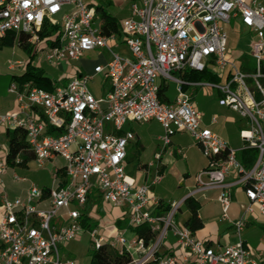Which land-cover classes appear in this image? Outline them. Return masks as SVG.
<instances>
[{
	"label": "built area",
	"instance_id": "1",
	"mask_svg": "<svg viewBox=\"0 0 264 264\" xmlns=\"http://www.w3.org/2000/svg\"><path fill=\"white\" fill-rule=\"evenodd\" d=\"M97 0H0V37L8 32L27 36L38 45V53L51 65L79 60L88 51L104 50L110 55L105 63L93 66L90 74L68 77L52 90L37 87L31 80L11 82L7 92L14 96L16 109L0 112V128L22 127L27 150L37 166L55 157L64 160L62 179L52 175L47 192L31 183L24 196L10 199L5 192L3 175L10 167L8 148L0 144V264H74L60 246L87 232L94 249L106 243L126 251L129 264H264L245 244L243 232L253 212L264 215V5L258 0H133L128 15L120 21L119 35L106 34L96 14ZM58 17V18H56ZM238 19L256 35L250 44L255 66L244 73L226 57V25ZM46 22L59 29L53 45L39 43V31ZM124 44L129 55L114 51ZM9 68L25 63L10 62ZM230 66L226 83L207 80L187 81L178 75L185 70L215 71ZM96 74L109 80V88L97 99L87 82ZM250 79L253 88L246 85ZM174 82L176 94L162 102L158 91L162 84ZM217 91L221 102L247 122L240 131L244 148L256 150V159L245 169L236 159L237 149L208 126L202 125L195 108L193 92L199 88ZM191 89V90H189ZM258 95V97H257ZM148 120L163 130L160 150L145 166L152 177L137 183L125 172L126 146L134 134L124 130L127 123ZM217 117H212L211 124ZM60 128L51 135L47 127ZM185 132L191 136L207 159L206 167L196 176V187L180 201L172 203L166 214L155 212L159 200L150 195L162 175L161 155L184 157L183 149L171 148V136ZM12 163H22L19 155ZM233 172L242 182L246 203L232 222L235 240L224 247H211L197 239L189 227L179 226L174 217L188 198L207 189H219L221 218L228 220L232 184L226 177ZM205 175L207 182L200 176ZM14 181L24 180L16 173ZM97 195L104 204L123 209L131 227L147 224L154 239L127 238V230L106 238L98 228L84 231L81 213L89 197ZM58 221H55L56 217ZM168 231L176 238L183 255L157 256Z\"/></svg>",
	"mask_w": 264,
	"mask_h": 264
},
{
	"label": "crops",
	"instance_id": "2",
	"mask_svg": "<svg viewBox=\"0 0 264 264\" xmlns=\"http://www.w3.org/2000/svg\"><path fill=\"white\" fill-rule=\"evenodd\" d=\"M247 1H250V0H247ZM258 1H260L264 5V0H258ZM128 13H129V5H128L127 9L125 10L123 16L120 19L122 20L123 18H125L128 15ZM229 28H230V31L228 32ZM226 31L228 34V49H227V53H226L227 59H228V57L231 56L230 55V51H231L230 49H231V45H233L235 42L234 37L238 36L241 33L243 35L249 36V38H250L249 43H248L249 49H250L251 42L254 39L258 38L257 35L251 29L241 25V23L238 21V19H231L229 24L226 25ZM113 47H116V46H114V43H113ZM120 47L126 48V46L124 44H119L117 46V48H120ZM120 53H122L126 56L129 55L127 48H126V52H125V50H123ZM249 54H250V52H249ZM102 61H103L102 63L106 62L104 59ZM97 64H100V63H97ZM92 68H91V70H92ZM16 69H18L17 73L12 74L11 76L20 75L24 71V67H19ZM208 70L217 76L219 83H226V81L228 80V78L230 76V70L231 69H230L229 65H226L224 67V69H222L220 71H215L214 68H211ZM10 77H9V81H10ZM8 85H9V82L5 87L0 89V112H2V113L8 112V111H14L16 109V105H17L16 101L14 99V96L7 92ZM108 88H109V86H108ZM189 90H191V89H189ZM211 92H212V90H210L208 88L197 89V90H194V92H193L194 106L201 113L202 125L208 126L212 131H214L220 137H222L227 142L229 147L234 148V149L241 148L243 146L244 142H243V139L240 137V131L242 129L247 128L246 120L241 118L237 113L229 110L228 108H224V107L220 106L217 103V100L211 94ZM217 96L219 97L218 94H217ZM168 98H169V100H172L169 96H168ZM219 99H221V98L219 97ZM228 113L235 116L236 121H239V123L235 125L233 123V121L229 120ZM216 115L222 117V119H221L222 124L221 125H222V128L224 129V133L222 132V128L219 127V124H220L219 121L220 120L218 119V117ZM214 116L217 117V121H216V123L211 124L210 120ZM243 121H245V122H243ZM154 122L159 124L155 120H148V121L139 122V123H127L124 126V130L130 131L131 133L134 134V138L132 140H130L126 146L127 156H126V160H125V172H126V166L134 163V165H135V168H134L135 169V176L134 177L131 176V177L134 178L136 180V182L139 184L148 181L154 173L153 169H149L145 166L148 162L147 161L145 162L142 158V154L146 150V148H149V150L152 151V156H154V154L157 153L159 150V147H160L159 136L162 135L163 130H162V127L160 125L161 132L160 131L152 132L151 126ZM229 129H235V131H236V132L234 131L235 134L234 133L230 134ZM6 130H7V128H0V144L3 147V152L6 151V149L8 148L7 138H6ZM188 135L189 134H187L185 132H176L175 134H173L171 136V148H177V147L182 148L183 152H184V157L186 156L185 150L191 149L193 144H195V142L191 138V136L189 135L190 137H188ZM187 137L190 139V141L186 140ZM240 143H243V144H240ZM177 157H179V156H177V155L171 156L167 152H164L161 155V160L159 161L158 166H159V171L162 175V179L157 185L153 186L151 191H150V195L156 197L159 201L161 200L162 202H164L163 199L166 195L164 192V189H162V187L160 185L163 183L165 178L167 179V177H169L170 174L168 173V171H169L170 167H172L175 164V162H176L175 159ZM184 157H181V158H184ZM57 158H60V157H55L54 159L48 161V162H51V165H49V166H50L52 175L55 172H57L58 170H60L62 168V166L64 165V160L62 158L61 159L63 160V163L61 165H57V163L55 162V160ZM31 160L33 161V159H31ZM31 160H29V161H31ZM29 161H27L25 164H22L19 166H10L7 169V171L5 172V174L3 175V183H4V187H5V192H6V195L10 199H12L14 197H18V196H24L31 183L36 184L41 189L51 186L52 176H51L50 185H47L45 183L43 184L42 182H39V181L37 183H35V181H29L28 180L27 175L29 174V168H28L27 163ZM206 164H207V162L202 165L200 170H198L197 172H194V173L199 174L206 167ZM245 169H247V168H245ZM14 173H16L19 177L24 178V180L14 181L12 179V176ZM184 174L186 176L189 175L188 172H186ZM58 175L62 179V173L58 172ZM203 176H205V175H203ZM188 180H189V178L184 180L183 183L185 181L187 182ZM193 180L194 181L192 184L185 185V189H184L183 193L179 196L180 197L179 201L188 192L195 189V187H196V175L194 176ZM225 180H226V182L233 183L232 188H231V203H230L229 210H228V216H229L228 220L221 218L222 207H221V204L219 203V201L217 199V197L219 195V189H217V188L207 189V190L199 192L195 195V200H197V201H199L200 198H202L204 200H213L216 203V205L218 206L217 210L213 214H210L207 216L202 213L201 209H199L198 216L202 221V227L193 232L194 236L197 239H199V240L205 242L207 245H209L211 247H215V248L216 247H224V246L234 242L235 236H234V229L232 226V222L239 217V215L241 214V211H242V207L247 201L245 194H244V190H243V188H244L243 184H242V182L238 181V176L235 174V172H233L231 175L227 176ZM26 182H29V184L27 185ZM92 197L96 198L97 195H93ZM166 199L169 201V202H166V204H169V205H171V203H174V201H175L172 198L170 199L169 197H166ZM89 205L93 206V203L91 202V200L88 202V206ZM106 206H108V205H106ZM92 210L88 211L90 217L92 214ZM118 210L119 211L116 215H112L109 213V214H106L104 217L101 218L103 228H100V226H99V233L106 238H111L118 231H120V228H122L123 230L126 228L125 230H127L126 231L127 238H131L134 235V233L131 229V226L128 223V216H127V227H122V226L116 227L115 225H110V226L107 225V223H109V221L114 223L116 220H119V219L123 220V217H125V219H126V216H124L125 212L123 211V209L118 208ZM1 215H2V210L0 209V217H1ZM220 218L222 220H220ZM184 219L181 220L180 223L177 225L182 226ZM102 229L105 231V234L102 233V231H103ZM243 237L245 240V244L254 252V254L256 256H260V255L264 256V215H260L257 212H253L249 216V218L246 222V225H245ZM164 254H174V255H178V256L183 255V252L179 248V246L176 242V238L171 231H168L166 239L162 241V243L159 247L157 256H163Z\"/></svg>",
	"mask_w": 264,
	"mask_h": 264
},
{
	"label": "rangeland",
	"instance_id": "3",
	"mask_svg": "<svg viewBox=\"0 0 264 264\" xmlns=\"http://www.w3.org/2000/svg\"><path fill=\"white\" fill-rule=\"evenodd\" d=\"M100 4H102V1L105 0H97ZM131 0H111V4L107 5L102 4L107 11H109L111 14L116 16L117 18H121L127 9L128 5L130 4ZM58 18V17H56ZM230 31V28L228 29V32ZM235 42L233 45H231V51H230V57H228V60L235 64V66L242 70L244 73H250L253 71V68L255 66L254 59L250 56L249 52L250 49L248 47L249 43V36L243 35L242 33L238 36L234 37ZM110 46H112V49L117 52H121L125 50V47H113V42H109ZM29 54L26 50H24L22 47L18 45L17 42H14L13 44H3L0 41V89L5 87L9 82V77L12 74L17 73L18 69H10L9 68V61L10 62H21L25 63L29 59ZM110 55L107 51L96 49L86 52L81 59L79 60H66L61 61L60 64L57 65H51L43 60V58L38 53L37 57L33 59V63L37 64L38 66H41L43 70L45 71V74L51 79L52 83L58 84L60 80L64 79L65 77H70L74 75L77 72H80L81 74H90L91 68L97 64L102 63L103 59L107 61L109 59ZM242 67V68H241ZM67 82V81H65ZM246 85L249 88H253V83L250 79H245ZM169 89L166 92L167 95L173 99L176 94V85L174 82H169ZM109 86V80L104 79L102 74H96L93 76L92 79H90L87 82V87L90 90V92L97 98H101L105 92V90ZM199 89H206L199 88ZM212 90L211 94L214 96V98L217 100V103L227 108L219 99L217 96V91L212 88H208ZM218 119L220 120L219 127L222 128L221 119L222 117L216 115ZM215 116V117H216ZM229 120L233 121V123L236 125L239 123V121H236L235 116L228 113ZM237 123H236V122ZM245 122V121H243ZM152 132H161L160 124L153 123L151 126ZM230 134L234 133L235 129H229ZM222 132L224 133V129L222 128ZM236 132V131H235ZM235 134V133H234ZM188 137H190L188 135ZM186 138L187 141H190L189 138ZM243 144V143H240ZM160 150V147H159ZM158 150V151H159ZM186 156L184 158L177 157L175 159V164L170 167L168 173L170 174L167 179L165 178L163 183L160 185L162 189H164L165 197L164 202H169L166 197L172 198L174 203L179 201V196L183 193L185 189V185L192 184L194 176L198 175L197 172L200 170L203 164L207 162V159L202 155L200 149L198 146L193 144L192 148L189 150H185ZM152 151L149 150V148H146V150L142 154L143 160L146 162H151L153 160L152 158ZM57 165H61L63 163V160L61 158H57L55 160ZM29 168V174L27 175V178L29 181H35V183L42 182L43 184L50 185L51 182V169L50 166L51 162H46L44 166L39 167L36 165L34 161H29L28 163ZM135 165L134 163L129 164L126 166V174L128 176H135ZM188 172L189 175L186 176L184 173ZM189 178V180L183 183L184 180ZM200 180L202 182H207L208 179L205 176H200ZM27 185L29 182H26ZM200 209L202 210V213L204 215H210L213 214L218 206L213 200H204L200 198ZM172 204V203H171ZM107 205V204H106ZM100 198H96L93 200V206L91 205L89 207V210H92L91 218L95 221H98L100 228H103L101 218L104 217L106 214H112L116 215L118 213L117 207H112L110 205L106 206ZM92 208V209H91ZM187 216V210L184 204L180 206V210L176 212V216L174 217L175 223L179 224L181 220H183ZM206 218V217H205ZM59 217L57 216L55 221H58ZM220 220H222L220 218ZM80 222V220H79ZM107 225H114L113 222L107 223ZM120 228V231H123V229ZM103 230V229H102ZM102 233L105 234V231L103 230ZM127 236V233H125ZM60 251L65 254L67 257L71 258L74 261V264H87L90 255L94 251L93 244L90 240V237L87 232H80L74 239L67 241L63 243L60 246Z\"/></svg>",
	"mask_w": 264,
	"mask_h": 264
},
{
	"label": "trees",
	"instance_id": "4",
	"mask_svg": "<svg viewBox=\"0 0 264 264\" xmlns=\"http://www.w3.org/2000/svg\"><path fill=\"white\" fill-rule=\"evenodd\" d=\"M133 0L130 1V3ZM111 4V0L102 1V4ZM100 4L98 1L96 3V14L101 20V27L106 34L116 33L119 35V27H120V18H117L109 11L105 9V7ZM130 5V4H129ZM59 29L55 26H49L46 22L43 23L40 31H39V43L41 45H53L54 39L58 35ZM0 41L3 44H13L17 42L20 47L28 52L29 59L24 64V71L20 75H13L10 77L9 84L13 81L18 83H22L23 81L31 80L33 84L37 87L44 88L46 90H52L57 84L52 83L51 79L45 74V71L41 66L33 63V59L38 55V45H33L27 42V36L22 34H14L8 32L5 36L0 37ZM242 68V67H241ZM76 75L80 73L76 71ZM178 75L187 81H195V80H207L215 83H219L217 76L205 69L203 71H193V70H185L178 72ZM68 77L60 80L61 83H64ZM230 76L226 82H228ZM260 82L264 84V79H260ZM169 89L168 84H162L158 91L159 99L164 102L169 100L167 96V91ZM258 97V95H257ZM47 133L51 135H58L62 133V129L47 127ZM6 138L8 144V153L6 154V161L10 166H15L12 161L16 155L22 160V164H25L27 161L33 159L32 154L27 150V143L25 140V132L22 127H14L12 129L6 130ZM237 161L244 166V168L250 169L256 159V150L253 148H238L235 154ZM19 166V165H16ZM58 172L62 173V170H58ZM44 192H47L49 187L42 188ZM96 198H99L98 196ZM94 197H89V201L93 203V200L96 199ZM90 204V203H89ZM184 205L187 210V217L183 221V225L190 228L192 232L198 230L202 227V221L198 216V211L200 209V202L195 200L194 198H188L185 200ZM90 206V205H89ZM89 206L88 204L84 208L80 217V225L84 231L91 230L93 228L99 229L98 221L93 220L89 215ZM170 208L169 204H166L159 201V205L156 207L155 212L158 215H163L168 212ZM125 217L123 220L119 219L114 222L116 227H127V215L125 213ZM133 233L140 238L144 239L146 244L150 243L154 239V232L151 231L150 227L147 224H142L139 226L131 227ZM157 255V254H156ZM164 255H172V254H164ZM130 256L128 252L122 251L120 252L117 249L109 247L106 243L100 245L98 249H94L93 253L90 255V259L87 264H129ZM147 264H155L154 261L148 262Z\"/></svg>",
	"mask_w": 264,
	"mask_h": 264
}]
</instances>
